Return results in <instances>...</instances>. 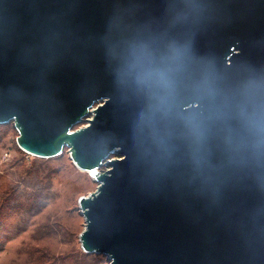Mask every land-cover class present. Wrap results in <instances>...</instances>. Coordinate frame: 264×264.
<instances>
[{"label": "water", "instance_id": "1", "mask_svg": "<svg viewBox=\"0 0 264 264\" xmlns=\"http://www.w3.org/2000/svg\"><path fill=\"white\" fill-rule=\"evenodd\" d=\"M10 121L97 182L84 252L264 264V0H0Z\"/></svg>", "mask_w": 264, "mask_h": 264}, {"label": "rangeland", "instance_id": "2", "mask_svg": "<svg viewBox=\"0 0 264 264\" xmlns=\"http://www.w3.org/2000/svg\"><path fill=\"white\" fill-rule=\"evenodd\" d=\"M17 137L12 121L0 124V264H110L84 252L79 240L78 199L97 182L72 163L66 148L39 158L21 150Z\"/></svg>", "mask_w": 264, "mask_h": 264}]
</instances>
